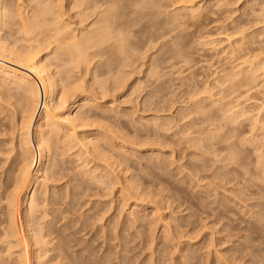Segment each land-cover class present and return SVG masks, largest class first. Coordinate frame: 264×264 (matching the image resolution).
Segmentation results:
<instances>
[{
    "label": "bare ground",
    "instance_id": "6f19581e",
    "mask_svg": "<svg viewBox=\"0 0 264 264\" xmlns=\"http://www.w3.org/2000/svg\"><path fill=\"white\" fill-rule=\"evenodd\" d=\"M25 1L0 0V133L11 131L0 137V264H264V0L231 30L204 31L202 45L221 61L209 70L195 66L182 21L226 12L229 0ZM17 28L24 36L10 39ZM168 82L181 89L176 121L165 113L179 103L166 100ZM124 87L136 104L105 101ZM140 96L154 113L122 121ZM176 136L194 150L189 167L175 142L165 149ZM176 172L180 185L154 192ZM219 183L243 203L242 222L223 221ZM187 190L220 206L198 208ZM173 205L188 213L168 217ZM139 246L150 253L138 261Z\"/></svg>",
    "mask_w": 264,
    "mask_h": 264
},
{
    "label": "rangeland",
    "instance_id": "374dc122",
    "mask_svg": "<svg viewBox=\"0 0 264 264\" xmlns=\"http://www.w3.org/2000/svg\"><path fill=\"white\" fill-rule=\"evenodd\" d=\"M225 1V0H224ZM259 1V0H258ZM27 3V0L25 1V4ZM254 3V4H253ZM252 5L254 6V7H257V5L255 4V2H254V0H229V4L228 5H226V8H228V11H226V12H221V13H216V14H214V15H212V18H208V19H202V16H197V15H195V16H193V15H186L184 18H183V20L184 21H182L183 23H182V28H184L189 34H190V36L191 35H195V42H194V44H195V53H194V57H195V60H196V65L195 66H197V64H198V66L197 67H200V68H206V69H208L209 70V68H214L216 65H218L219 63H221V61H219V59H220V57H219V55H217V52H216V49L215 48H210V45H209V47H207V46H204V45H202V40L203 39H205V38H203L204 36H203V34H205V30L206 29H208V27L210 28V29H212L213 31H216V30H220L219 29V27L220 26H229V30H231L232 28H231V26H233V23H232V21H231V19L232 20H236V19H242V20H248V19H251V18H253L254 17V15H252ZM26 8L27 9H29L30 8V5H27L26 6ZM228 12V13H227ZM235 13V14H234ZM229 14H231V15H229ZM215 15H216V17H215ZM228 15V16H227ZM252 15V16H251ZM263 16L264 15H262V19H264L263 18ZM250 17V18H249ZM219 19L218 21L216 20V21H214L213 19ZM229 18H230V20H229ZM221 20V21H220ZM219 22H221V23H219ZM264 22V20L263 21H261V25H263L262 23ZM216 23V24H215ZM224 25H223V24ZM232 23V24H231ZM211 24V25H210ZM258 25V22L257 23H255L253 26H251L250 28H248L247 30H248V32H250V31H258V30H260V29H262V26L261 25ZM214 25V26H213ZM256 25V26H255ZM257 25H258V27H257ZM186 27V28H185ZM217 27V28H216ZM20 28H17L12 34L13 35H10V39H14V38H22V36H24V33L21 31V30H19ZM250 30V31H249ZM30 35H32V34H30ZM263 37L264 36V34H260L259 35V37ZM218 38H221V36H219ZM201 40V41H200ZM19 43H21V44H26L27 43V41L26 40H19ZM201 43V44H200ZM257 45H260V46H262V47H264V44H257ZM159 46L160 45H156L154 48H152V49H150L149 50V52L150 53H148L147 52V54H151V53H153L154 54V52L156 53L157 51H155L157 48H159ZM207 47V48H206ZM205 48H206V51H205ZM155 49V50H154ZM210 49H211V51H210ZM44 53H46V51H43V52H41V54H44ZM206 57V58H205ZM146 59H148L147 57H146ZM204 62V63H203ZM210 63H213L210 67H209V65L208 64H210ZM145 66H143V69L145 70ZM135 74H132V80L135 78V77H137L138 76V74H140V73H138V72H134ZM144 73H143V71L141 72V76L143 75ZM134 77V78H133ZM167 87L165 86V89H164V91H163V93H165V98H166V100H168V101H173L174 100V102H175V100H177V99H175L176 98V96H178L179 97V95H180V90L181 89H179V87H178V85H174L173 86V83H170V82H168L167 84ZM171 86H173V87H171ZM177 88H178V91H177ZM167 90V91H166ZM169 90H170V92H169ZM82 92L84 93L85 91H82V89H81V91L79 92V97L82 95ZM173 92V93H172ZM174 92H176V93H174ZM178 93V94H177ZM113 94V96H111ZM126 94H127V87H124L123 89H119V90H117L116 92H112V93H110V94H108V97L106 96V99H105V101H112L113 100V98L115 99V102H113V103H115V105L116 106H118L119 108H122V107H124V108H126L127 106L128 107H131V106H133L134 104H136V103H131L130 101L129 102H125V99H126ZM172 94H173V96H172ZM176 95V96H175ZM135 96V95H134ZM167 97H168V99H167ZM124 100H123V99ZM172 98V99H171ZM174 98V99H173ZM170 99V100H169ZM140 102H139V101ZM181 99L180 98H178V100L177 101H179V103L177 104L176 102H175V104L174 105H176L177 104V106L176 107H172L173 109L170 111H167V112H165L168 116H169V118H171V119H175V121H176V119L179 117H176V118H172L171 116L174 114H176V113H172L171 114V112H177L176 110H178L179 109V107H183L182 106V102L180 101ZM142 101V99H141V96L139 97V98H137V103L139 104H137V107H136V109H137V114H134L133 116H132V114L131 115H128V116H122V118H121V120L122 121H126V122H129L130 123V121H131V119H133V118H137L138 119V117L139 116H141V115H144L145 114V116H150V114L152 115L154 112L153 111H150L148 108L147 109H145V110H143L141 107H143L142 105H141V102ZM123 103V104H122ZM129 103V104H128ZM110 104H112V103H110ZM120 104V105H119ZM114 104H113V106H115ZM184 106H185V103L183 104ZM186 105H188V104H186ZM75 107V108H74ZM73 108H72V110H74V112L77 110V108H76V105L74 106ZM142 109V110H141ZM140 112H139V111ZM143 111V113H141ZM147 114H146V113ZM149 112V113H148ZM153 112V113H152ZM161 112H159V114H160ZM165 114V116H167ZM136 115H138V116H136ZM171 115V116H170ZM173 115V116H174ZM126 117L127 118H129L130 117V120L129 119H126ZM187 119V118H186ZM189 119V118H188ZM187 119V120H188ZM186 120V121H187ZM174 121V120H173ZM185 121V120H184ZM183 121V122H184ZM245 123H247V122H245ZM172 124H174V122L172 123ZM84 128V127H83ZM83 128H81V127H79V130H81V132H82V130H83ZM171 130H173V132L176 130V128H175V130H174V128H172ZM10 133H11V131H9L8 133H6L5 135H4V132H1L0 133V137L1 138H7V136L9 135V137H10ZM169 134H172L171 132H168ZM4 135V136H3ZM177 137H179V136H176V138L175 137H173V139H172V137H168L167 138V141H166V144H164V145H167V146H172V147H169V148H166V146H165V149H166V151H171L172 150V148H173V143H174V145H176L175 147L177 148V149H179V150H177L178 152H181V153H179L178 154V152L176 153V155H175V158L176 159H178V158H180V159H182L183 157H184V159H183V161L184 162H187L186 163V165L184 164V162H182V160H181V162H175V164H174V166H172L173 168H175V166L178 164V165H180L179 163H181V164H183V166L185 165V167H189L190 166V164L195 160L194 159V157L193 156H195V155H192V153H193V148L190 150V147H189V145L187 146L186 144L187 143H185V145H184V141H182V140H179V138H177ZM178 139V140H177ZM168 141H171L170 142V145H168ZM181 141V142H180ZM179 144H181V145H179ZM183 144V145H182ZM6 145H5V143H3V144H0V153L2 152V149H1V147H5ZM182 146V147H181ZM143 148H145V147H143ZM171 148V149H170ZM174 149V148H173ZM193 150V151H192ZM192 151V152H191ZM184 152H185V154H186V156H187V154H188V156L187 157H185L184 156ZM187 152V153H186ZM191 153V154H190ZM183 154V155H182ZM194 154V153H193ZM180 157H179V156ZM177 156V157H176ZM138 157H139V155H138ZM143 155H141L140 154V157H139V161L138 162H140V159H141V162L142 163H147L146 161H147V159H146V156H144L143 158ZM191 157V158H190ZM192 157H193V160H192ZM190 158V159H189ZM249 158H250V162H251V166H253L254 165V162H255V155H251V156H249ZM144 159H145V161H144ZM180 159H178V160H180ZM187 161H186V160ZM178 160H176V161H178ZM191 160H192V162H191ZM191 162V163H190ZM189 169V168H188ZM176 170V169H175ZM174 170V171H175ZM185 171V173L186 172H189L187 169H185L184 170ZM205 173H206V171H204ZM197 173H199V174H202L203 173V171H197ZM179 174L180 173H177L176 172V174L174 175V176H172V177H170L169 175H166V176H164L168 181H165V180H163L162 181V183L161 182H158V183H156V185L154 186V189H155V193H160V191L162 190V188L165 190L166 188H167V190L168 189H172V191H173V189H174V187L175 186H177V185H180L179 183H178V181H177V176H178V178H179ZM204 174V173H203ZM182 176V175H181ZM173 177L175 178V179H173ZM209 178V177H208ZM211 179V178H210ZM203 181H205L204 183H206V181H207V178H206V180H203ZM202 181V182H203ZM216 181H219L218 179L216 180ZM159 184H161V186L159 187ZM228 185V184H227ZM227 185H226V188H225V184L224 183H219V189L221 188V189H226L227 190V188H228V190H227V193L228 192H232V194H233V191L232 190H230V188L232 187V185H228L229 187H227ZM224 187V188H223ZM198 190L200 189V188H197ZM218 189V190H219ZM166 190V191H167ZM224 190H220L219 191V194H218V196L220 197V199H219V197L218 198H215V196L214 195H212L211 196V198L209 197V199H211L210 201H213L214 199H219L220 201H226L225 203H227V204H225V205H227L228 206V208H229V210L230 211H228L226 214H225V217H224V219H223V221H228V219H229V221L231 220L232 222H234L235 223V221H236V223H240V222H242V219H243V214L240 212V209H239V206L240 207H243V203L241 202V201H239V200H237V198L235 197V196H233L232 194H227V193H225L226 192V190L224 191ZM157 191V192H156ZM169 191V190H168ZM192 191L190 190H187V194L192 198V200L195 202V203H197V205H198V208H200V206H201V202H203L206 206H208V207H211V205H212V207H219L220 205L219 204H215L214 205V203H212V204H210V203H206L209 199L207 198V197H204V198H199L200 196H199V194L197 193L196 195H193V193H191ZM166 193H168V192H166ZM221 195V196H220ZM223 195H224V197H223ZM226 195V196H225ZM235 195V194H234ZM214 196V197H213ZM230 196V197H229ZM108 199V198H106V197H103L102 199ZM228 198H229V203H228ZM231 198V199H230ZM213 199V200H212ZM224 199V200H223ZM234 199H235V201H234ZM207 200V201H206ZM237 202V203H236ZM240 202H241V204H240ZM250 202V201H249ZM234 205H232V204ZM238 203H239V206H238ZM210 204V205H209ZM236 204H237V206H236ZM149 207V209H150V206H148ZM235 207H238L237 209H235ZM129 206H126V211L128 212L129 211ZM174 208V209H173ZM175 208H176V210H175ZM179 207H177L176 205H173L172 206V208H171V210H169L168 208V210L167 209H165L166 210V212L164 211V213L166 214V215H168V217H169V215L171 216V213L173 212V213H175L174 215L176 216V217H181V216H183L185 213L187 214L188 212H187V210L185 211V213H184V208H185V206H182V209H181V207L178 209ZM234 208V209H233ZM112 209H114V208H112ZM111 209V210H112ZM179 211H178V210ZM238 209H239V211H238ZM111 210H110V212H109V214L108 215H112V214H118V216L120 215V213H119V211H117V210H112V211H115V212H111ZM173 210V211H172ZM183 211V213H182V211ZM126 211H124V213L126 214L127 212ZM181 211V212H180ZM208 211H209V213L210 214H212L213 216H210V218L207 220V222H210L211 220H212V218H213V220H214V213H213V211H211L210 209H208ZM177 213V214H176ZM233 213V216L231 215ZM122 214V213H121ZM125 214H122V215H124L125 216ZM179 214V215H178ZM182 214V215H181ZM236 215V218H235V215ZM127 215V214H126ZM173 214H172V216L173 217H175ZM206 215V214H205ZM204 215V216H205ZM230 215H231V217H230ZM113 216V215H112ZM124 216L121 218V220L124 218ZM119 218V217H118ZM225 218H226V220H225ZM211 224V222L209 223V225ZM242 225V224H241ZM185 228V227H184ZM208 229V228H207ZM207 229L205 230V232H210V229L207 231ZM162 230V228H159L158 229V227H157V230H156V233H155V235H158V234H160V232H162L161 231ZM204 230V229H203ZM158 231V232H157ZM238 231H240V230H238ZM238 231H236V233H239L240 234V232H238ZM205 232H203V233H205ZM89 234V235H88ZM86 236H85V238H87V236H88V238L91 236V233H88ZM80 235V234H79ZM82 235H84V234H82L81 233V236ZM149 235V234H148ZM147 235V236H148ZM159 236V235H158ZM100 238H101V240L102 241H104L103 240V237L101 236V237H98V238H96L95 240H93V242H91V246H93L94 248H96V254L97 255H99V254H101L102 253V251L104 250V248H105V246H103L102 248H100V246L102 245V241L100 240ZM187 238V237H186ZM183 238L182 240L184 241H187V240H189V238ZM105 239V238H104ZM200 239V238H199ZM198 238H197V240H196V238H194L193 240H192V242H196V241H198L199 240ZM195 240V241H194ZM136 241H137V243H136ZM100 242V243H99ZM116 241H111L110 243H111V245L113 244V243H115ZM138 242H140V238H136L134 241H132V245H131V243H130V245L132 246V247H134V246H136V245H139V243ZM135 243V244H134ZM228 245V244H227ZM143 249V250H142ZM136 250H138V252L136 251ZM146 250H149V248L147 249L146 247L145 248H142V247H136V248H134L131 252H130V254L133 256V258H134V260L136 259H138V261L142 258H144V256H145V253L146 254H149L150 253V251H148V252H146ZM143 251V252H142ZM134 254H136V255H134ZM138 253V254H137ZM143 253H144V255H143ZM141 256V257H140ZM146 256H148V255H146ZM145 256V257H146Z\"/></svg>",
    "mask_w": 264,
    "mask_h": 264
}]
</instances>
